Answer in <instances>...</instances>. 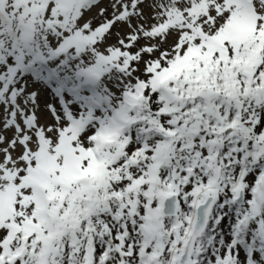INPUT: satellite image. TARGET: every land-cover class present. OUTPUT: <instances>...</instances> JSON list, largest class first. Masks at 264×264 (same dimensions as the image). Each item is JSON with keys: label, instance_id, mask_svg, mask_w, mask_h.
<instances>
[{"label": "snow or ice", "instance_id": "snow-or-ice-1", "mask_svg": "<svg viewBox=\"0 0 264 264\" xmlns=\"http://www.w3.org/2000/svg\"><path fill=\"white\" fill-rule=\"evenodd\" d=\"M0 264H264V0H0Z\"/></svg>", "mask_w": 264, "mask_h": 264}]
</instances>
